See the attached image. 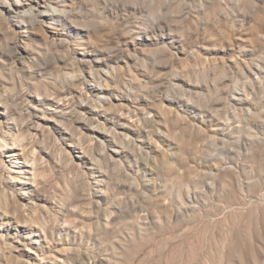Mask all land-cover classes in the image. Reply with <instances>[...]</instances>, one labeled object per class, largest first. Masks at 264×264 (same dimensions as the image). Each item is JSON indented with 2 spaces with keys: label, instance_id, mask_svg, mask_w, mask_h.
<instances>
[{
  "label": "rangeland",
  "instance_id": "obj_1",
  "mask_svg": "<svg viewBox=\"0 0 264 264\" xmlns=\"http://www.w3.org/2000/svg\"><path fill=\"white\" fill-rule=\"evenodd\" d=\"M0 264H264V0H0Z\"/></svg>",
  "mask_w": 264,
  "mask_h": 264
}]
</instances>
